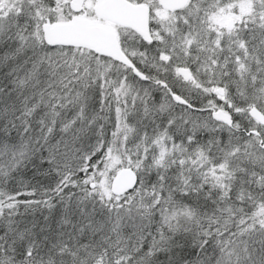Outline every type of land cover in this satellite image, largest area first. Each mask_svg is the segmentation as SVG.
<instances>
[{
  "label": "snow or ice",
  "instance_id": "snow-or-ice-1",
  "mask_svg": "<svg viewBox=\"0 0 264 264\" xmlns=\"http://www.w3.org/2000/svg\"><path fill=\"white\" fill-rule=\"evenodd\" d=\"M0 264H264V0H0Z\"/></svg>",
  "mask_w": 264,
  "mask_h": 264
}]
</instances>
